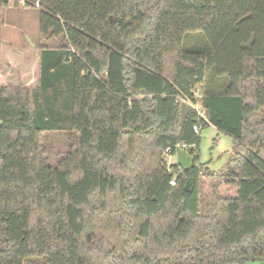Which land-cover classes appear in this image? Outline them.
I'll list each match as a JSON object with an SVG mask.
<instances>
[{
	"label": "trees",
	"instance_id": "1",
	"mask_svg": "<svg viewBox=\"0 0 264 264\" xmlns=\"http://www.w3.org/2000/svg\"><path fill=\"white\" fill-rule=\"evenodd\" d=\"M28 1L35 48L3 41L0 0V264H264V0ZM178 144L195 166L169 173Z\"/></svg>",
	"mask_w": 264,
	"mask_h": 264
},
{
	"label": "rangeland",
	"instance_id": "2",
	"mask_svg": "<svg viewBox=\"0 0 264 264\" xmlns=\"http://www.w3.org/2000/svg\"><path fill=\"white\" fill-rule=\"evenodd\" d=\"M14 1V0H12ZM3 41L20 48H35L40 41L39 10L14 6L3 13ZM3 86H9L5 77L1 79ZM49 153L50 161L54 163L56 155L66 150L67 138L62 133H50L43 139ZM194 149H197L194 147ZM200 162L215 172H221L235 153L233 139L219 133L209 126L201 130V145L199 148ZM170 164H177L178 157L174 154L169 159ZM202 188L208 193L210 188L218 183L217 179L202 177Z\"/></svg>",
	"mask_w": 264,
	"mask_h": 264
},
{
	"label": "built area",
	"instance_id": "3",
	"mask_svg": "<svg viewBox=\"0 0 264 264\" xmlns=\"http://www.w3.org/2000/svg\"><path fill=\"white\" fill-rule=\"evenodd\" d=\"M28 2H29L28 0H20V3H21L22 6H26V5L28 4ZM34 4H35V6H36L37 8H38L39 5H40V3H39L38 1H36ZM196 96H197V98L200 97L198 94H197ZM195 110H196V112L198 113L199 116H201V117L204 116V114H203V112H202V109H201L200 107L196 106V107H195ZM194 132H195L196 134H199V133H200V128L197 127V126H195V127H194ZM186 148H187L186 145H180V144H178V145H176L174 148H168V149L165 151V154H164L163 160L168 164V172H169V173L172 172V168H171V164H170V162H169V159H170L171 156L173 155V152L176 153L178 150H186ZM176 182H177L176 179H174V180H172V181L170 182V185L174 187V186H176Z\"/></svg>",
	"mask_w": 264,
	"mask_h": 264
},
{
	"label": "water",
	"instance_id": "4",
	"mask_svg": "<svg viewBox=\"0 0 264 264\" xmlns=\"http://www.w3.org/2000/svg\"><path fill=\"white\" fill-rule=\"evenodd\" d=\"M178 157L177 165L182 168L184 172H189L195 166V158L186 150H178L176 152ZM191 187V179L188 180L186 190L189 191Z\"/></svg>",
	"mask_w": 264,
	"mask_h": 264
},
{
	"label": "crops",
	"instance_id": "5",
	"mask_svg": "<svg viewBox=\"0 0 264 264\" xmlns=\"http://www.w3.org/2000/svg\"><path fill=\"white\" fill-rule=\"evenodd\" d=\"M20 48V47H19ZM6 81L9 83V79L7 77H5Z\"/></svg>",
	"mask_w": 264,
	"mask_h": 264
}]
</instances>
